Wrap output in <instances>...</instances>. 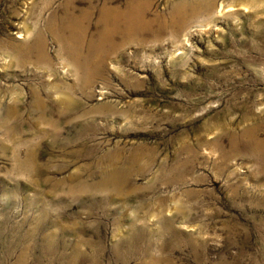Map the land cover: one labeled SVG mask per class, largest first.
I'll return each mask as SVG.
<instances>
[{
  "label": "rangeland",
  "instance_id": "rangeland-1",
  "mask_svg": "<svg viewBox=\"0 0 264 264\" xmlns=\"http://www.w3.org/2000/svg\"><path fill=\"white\" fill-rule=\"evenodd\" d=\"M106 1L0 0V264H264V0H142L84 75Z\"/></svg>",
  "mask_w": 264,
  "mask_h": 264
},
{
  "label": "bare ground",
  "instance_id": "bare-ground-1",
  "mask_svg": "<svg viewBox=\"0 0 264 264\" xmlns=\"http://www.w3.org/2000/svg\"><path fill=\"white\" fill-rule=\"evenodd\" d=\"M141 2H142V0H136L135 2L133 1L132 3H130L128 5L126 11H124L123 14H120L119 11L116 10V8L115 9L112 8L110 1H106L102 5V7L100 9L101 11L99 12L100 17H99L98 26L100 29L98 32V37H99L98 39H90L91 37L88 38V35H86L88 33V27L85 24L88 23V21H89V18H90L89 14L87 12H85L84 14H81L80 16L74 15L72 13V9H73L72 4L68 3L69 6L66 5V7H68V10L70 8V11H68L69 14L67 13L66 15L63 16L64 18H66L65 19L66 21L64 23L65 26L62 27V28H64L62 35L64 34L65 30L67 31V35L64 36L65 38L63 39V41L60 40V38L62 39V37H60L61 33L59 34L60 38L58 37V39L62 42V45H63L62 48H64L63 49L64 51L63 50L62 51L68 52V53H70V52L73 53V51L79 52V53L81 51V53H82V51H84V52H86L85 55L87 56L85 62L83 63V64H85L84 65L85 67L84 66H83V68H81L82 66L79 67V65H78L79 63H75L76 61H74L75 67H74V64L72 66L75 69H81L83 71L84 75L89 74L88 68H89V65L92 61L91 60L92 56H94L97 53L105 54V51L107 50V48L110 46V44L113 43V42L111 43L112 39L114 38V37L113 38L111 37L112 34L117 29L120 31V28H118L120 22H122V25H123V23H126V25H125L126 27H124V29H121V31H122L121 32V35H122V37H121L122 41L121 42H126V41L129 42L131 38L135 39L136 38L135 34L137 32V29L135 28L136 25L134 24V22L136 20L142 21L144 19V9L142 8ZM200 4L201 3H197V5H195V8H197L196 6L199 7ZM64 18H63V20H64ZM140 24H141V22H140ZM61 25H63V24H61ZM54 29H55V27H54ZM118 33H120V32H118ZM38 34H39V32H38ZM37 37L40 38V36H37ZM41 37H42V35H41ZM40 39L38 40L39 42H36V44L34 43L35 44L34 46L36 48V50H32V52H34V54L33 53L29 54V55L33 56L35 62L37 61V63L39 61H42V60L44 61L45 60L44 58L46 56L45 55L43 58L42 53H44L45 51L43 52V50H42L44 48H43V43L41 42L42 40L40 41ZM101 44H105V46L107 48H105V50H102L103 45H102V49H101V47H100ZM30 45L33 46L32 44H30ZM25 46H26V44H25ZM31 46H30L31 49L34 48ZM28 47H29V44H28L27 48ZM24 48H26V47H24ZM37 48L39 50H37ZM110 48L113 49L112 45ZM29 51H31V50H29ZM69 55L67 54L68 57H69ZM73 55H75V54H73ZM73 55H70V56L72 57ZM76 55L78 56L79 54H76ZM82 55L83 54H81L80 57ZM77 56H73V57H77ZM69 59H70V57H69ZM77 59H78V57H77ZM79 59H81V58H79ZM79 59H78V61H79ZM71 61L73 62V60H71ZM85 81L86 80H84V82Z\"/></svg>",
  "mask_w": 264,
  "mask_h": 264
}]
</instances>
